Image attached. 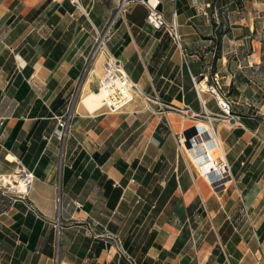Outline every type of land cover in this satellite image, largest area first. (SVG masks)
Segmentation results:
<instances>
[{"label": "crops", "instance_id": "0c3cea01", "mask_svg": "<svg viewBox=\"0 0 264 264\" xmlns=\"http://www.w3.org/2000/svg\"><path fill=\"white\" fill-rule=\"evenodd\" d=\"M121 1L0 0V264H130L113 235L139 264H264V107L237 102L231 123L216 97L218 83L236 84L229 67L258 63L264 0H160L181 44L133 3L104 46L139 91L121 111L91 113L83 98L107 62L100 55L93 74L92 49ZM177 108L215 132L223 121L224 193L185 159ZM24 171L26 196L2 182ZM240 197L243 220L226 214ZM202 207L205 217L178 214Z\"/></svg>", "mask_w": 264, "mask_h": 264}, {"label": "rangeland", "instance_id": "374dc122", "mask_svg": "<svg viewBox=\"0 0 264 264\" xmlns=\"http://www.w3.org/2000/svg\"><path fill=\"white\" fill-rule=\"evenodd\" d=\"M105 34V33H104ZM262 42L264 45V32L262 33ZM105 38L103 36L102 39L98 40V43L94 49H92V55L90 59V65L93 66L91 72L95 74L96 65H94V62H96L100 55L103 56V60H108L109 57V51L104 46ZM255 58H252V63H239L238 65H232L229 67V71L234 72V74H237V81L236 78H233V81L236 82L235 87L234 84L230 87L232 88L231 92L222 93V89H225V86L219 85L220 89V95L216 97L218 98V104L219 100L221 98H225L228 101L231 102L232 109L236 110V107L239 106L237 102L242 103L243 101H247L251 103V112L250 113H256L254 110L258 111L259 107H264V47L261 51V55H258V63L254 62ZM93 64V65H92ZM229 87V86H228ZM238 87V88H237ZM101 89V82L96 83L95 88L92 89L91 92H98ZM235 89V91H234ZM224 91V90H223ZM90 92V93H91ZM233 95V98H232ZM231 96V98H230ZM81 95L79 93L75 94L73 99L76 101L77 99H81ZM80 101V100H79ZM234 101V102H233ZM75 103V102H74ZM73 103V104H74ZM258 107V108H257ZM103 111H110L109 108L103 107ZM102 108V109H103ZM176 113V115H172L173 124L176 126V131L178 133V143L181 147V151L185 155V159H187L189 166L192 168L199 167L196 165V163L193 161V157H200L204 155L207 150L205 147L201 146L203 141L210 142L211 137L209 136V133L203 134L200 130L199 132V125L201 122L195 121V118L193 114H188L185 110H179L172 109ZM183 111V112H182ZM222 114H224L222 112ZM223 120V118H221ZM205 122L208 124H211L210 119H204ZM223 121L215 122L216 132L214 134L219 137V127L220 124H222ZM199 124V125H198ZM198 125V126H197ZM204 130V129H203ZM212 132V131H211ZM220 138V137H219ZM224 148V145H223ZM225 152V149H224ZM214 157L219 161V163H222L224 161V155L221 152H214ZM226 156V152H225ZM181 161L183 163V159L181 158ZM201 173V179L203 180L204 184L211 190L212 193L215 194H222L226 191L227 182L229 180V176H223L224 174L220 172H215L214 174H203ZM4 183V182H3ZM236 210V211H235ZM199 216H207V212L205 211V208H198L196 209H181L178 210V214L180 216H186L191 217L194 214ZM235 211V212H234ZM197 212V213H196ZM232 213L235 218H239L240 220H243V218L246 216V208L244 206V202L242 197L239 198V204L236 208L232 209L231 207L226 208V214ZM225 214V215H226ZM248 227L251 230H254L255 223L249 222ZM62 236H59L58 239V246L60 247L62 245Z\"/></svg>", "mask_w": 264, "mask_h": 264}, {"label": "built area", "instance_id": "2783aa9c", "mask_svg": "<svg viewBox=\"0 0 264 264\" xmlns=\"http://www.w3.org/2000/svg\"><path fill=\"white\" fill-rule=\"evenodd\" d=\"M137 2L143 3L145 6H147L149 10L148 23L151 26L158 30H166L173 36L177 43L181 44L182 37L179 33L178 25L176 23H169L166 20L164 14L160 10V0H122L112 22L105 31L104 38L108 37L111 34L118 20L127 13L133 3ZM72 3L77 7H80L82 5V0H72ZM219 85L220 83L217 84L220 90L221 88L219 87ZM101 89L105 90L106 93V101L104 107L109 108L112 112L121 111L126 106L133 103L136 98L135 94L139 91L138 85L135 84L128 75L124 63L117 56L111 53H109L108 60L105 64V75L101 80ZM219 90H217V96L220 95ZM219 106L224 113L223 121L228 120V122L236 123L237 118L232 111L231 102L225 98H222L221 100H219ZM193 115L197 117L196 114ZM70 126L71 119L69 117L64 118V120H61L62 129L69 130ZM200 130L203 134L206 133V131L199 126V132ZM211 135V132H209L210 137ZM61 137L63 138V135H61ZM207 157L210 159V161H212V157L209 152L207 153ZM224 165L227 168L228 172L223 176H229V174H231V166L228 163H225ZM23 177H25L28 181L27 186L29 191L26 193H21V195L26 196L31 190L32 183L34 181V175L32 173L24 171L23 173H21V178ZM77 204L79 206H82L81 203ZM113 237L117 243V249L119 253H121V255L123 256H126L130 264H139L134 257L128 255L127 251L123 246L121 238L118 235H113Z\"/></svg>", "mask_w": 264, "mask_h": 264}, {"label": "bare ground", "instance_id": "6f19581e", "mask_svg": "<svg viewBox=\"0 0 264 264\" xmlns=\"http://www.w3.org/2000/svg\"><path fill=\"white\" fill-rule=\"evenodd\" d=\"M217 94V92H216ZM222 99L221 97H219ZM106 101V93L105 90L100 89L98 92H91L83 98V103L91 113H96L98 110L102 109L105 106ZM199 125V124H198ZM200 127L202 129L206 128L208 132H213L212 124L200 123ZM201 146L205 147L207 152L200 157H193V161L199 167L203 174L220 172L222 174H226L228 172L225 167V163H227L225 152L223 148V144L218 136L215 134L211 135L210 142L203 141ZM210 153L212 157V161L207 157V153ZM221 152L224 155V161L219 163V161L214 157L213 153ZM5 185H9L15 189H17L21 193H26L29 191L28 189V181L25 177L20 178L19 176H4L2 179Z\"/></svg>", "mask_w": 264, "mask_h": 264}]
</instances>
